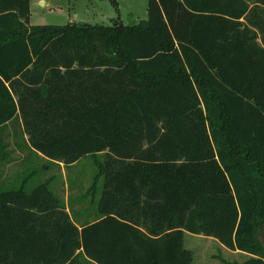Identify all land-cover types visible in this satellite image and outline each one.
<instances>
[{
    "label": "trees",
    "instance_id": "trees-1",
    "mask_svg": "<svg viewBox=\"0 0 264 264\" xmlns=\"http://www.w3.org/2000/svg\"><path fill=\"white\" fill-rule=\"evenodd\" d=\"M9 135L98 170L81 208L0 172V264H192L187 231L264 264V0H149L133 25L0 0V165Z\"/></svg>",
    "mask_w": 264,
    "mask_h": 264
},
{
    "label": "rangeland",
    "instance_id": "rangeland-1",
    "mask_svg": "<svg viewBox=\"0 0 264 264\" xmlns=\"http://www.w3.org/2000/svg\"><path fill=\"white\" fill-rule=\"evenodd\" d=\"M116 1L117 6L114 0H30V24L112 25L118 21L133 25L148 18L149 0ZM8 131L13 132V127ZM8 137L14 159L0 165L1 190L22 185L26 190H33L49 180L51 189L68 203L72 199L77 208L87 203L85 199L81 204L77 197L94 183L98 167L93 157L86 156L70 166H65L62 161L49 163L27 147L26 137ZM103 184L104 178L101 177L96 184L97 199L101 196ZM90 197L91 194L88 200ZM184 245L193 250L192 264H259L247 252L231 249L218 239L201 233L185 232Z\"/></svg>",
    "mask_w": 264,
    "mask_h": 264
},
{
    "label": "crops",
    "instance_id": "crops-1",
    "mask_svg": "<svg viewBox=\"0 0 264 264\" xmlns=\"http://www.w3.org/2000/svg\"><path fill=\"white\" fill-rule=\"evenodd\" d=\"M41 155V154H40ZM42 156V155H41Z\"/></svg>",
    "mask_w": 264,
    "mask_h": 264
}]
</instances>
